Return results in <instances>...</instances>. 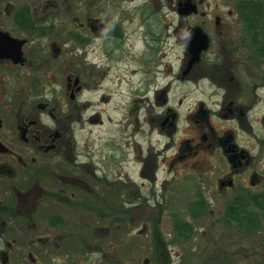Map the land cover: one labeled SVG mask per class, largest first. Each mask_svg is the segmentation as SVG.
<instances>
[{
	"label": "flooded vegetation",
	"instance_id": "obj_1",
	"mask_svg": "<svg viewBox=\"0 0 264 264\" xmlns=\"http://www.w3.org/2000/svg\"><path fill=\"white\" fill-rule=\"evenodd\" d=\"M184 206L204 264H264V0H0V264L171 263Z\"/></svg>",
	"mask_w": 264,
	"mask_h": 264
},
{
	"label": "rangeland",
	"instance_id": "obj_2",
	"mask_svg": "<svg viewBox=\"0 0 264 264\" xmlns=\"http://www.w3.org/2000/svg\"><path fill=\"white\" fill-rule=\"evenodd\" d=\"M66 8V6H65ZM89 10V5H86L85 3L81 5V13L82 15H86L88 14ZM65 16H67V18L65 19V23H69L71 21H69V14L68 12H65ZM99 42V41H97ZM66 49V57H65V61L66 62H70L74 60V53H73V43L72 42H68V44L65 47ZM99 51V50H97ZM173 57V55H172ZM129 63H131L129 61ZM130 67V69L133 68V66L131 64H127L126 62H122L119 65L114 64L112 70L109 72L107 68L106 69V78L104 80L105 84H107V86L111 87L113 93L110 94V103L106 106V112L109 113L111 115V117L113 118V130L115 132V139H117V134L116 131L121 127L120 126V122H121V118H122V110L121 108H123L124 106H126L127 104H132V99L129 98L127 96V90L125 88V81L127 78V74H126V70L127 68ZM101 68V67H100ZM87 71H90V67L86 68ZM97 71H99L100 76L102 75V71L103 69H97ZM164 71V69H163ZM167 71H165L161 77L162 80L165 79ZM109 74V75H108ZM134 79V78H133ZM107 98L108 95H107ZM196 98H198V96H194L192 98V100L194 101ZM132 142V141H131ZM133 143V142H132ZM137 160H129V174H130V178L135 181L138 185L141 182H144L142 179H139V174H138V166H137ZM146 184L145 186V191L147 188H149L150 183L148 181L144 182ZM185 188H191L190 186H185ZM188 198H185V202ZM160 200V199H159ZM171 197H168V202L170 203ZM176 204V203H173ZM178 205V204H177ZM191 216V212H188L186 207H179L178 209H168V212L165 213V219L163 221V224L161 226V229L163 231V236H170L168 237V240L170 241L171 239H173L175 237L174 231L172 230L173 228V222H171L170 219H172L174 217L175 220H179L178 222L181 224L185 223V221H190L192 224H194L195 227L199 228L198 230H195L194 232V236L198 237V240L194 241L191 240V242H181L179 240L176 241V243L174 242L173 244L169 245V248L171 251L173 252H183L184 255L179 258V256L177 255H173L174 259L172 260V262H164V260H162V264H204L203 262H205L204 260L207 259V255H204V250L203 247L205 240H203V237L201 235L202 232V228H201V223H195L194 221H191L192 219L190 218ZM209 216V214H208ZM181 221V222H180ZM194 222V223H193ZM151 236L152 234L149 235V239H146V242L151 241ZM175 239V238H174ZM181 239V238H180ZM144 240V239H143ZM115 249V253H119V254H123V252H125L122 244H115L114 245ZM132 247H130V255L127 258H123V257H117L116 260L114 261V264L119 263V264H155L154 260H153V255L150 253V251L152 250V243L148 244L146 243L143 247V250L140 249H133L132 251ZM131 252L133 253V256L131 254ZM149 260V261H148ZM146 261H148L146 263ZM214 262H211V264H213Z\"/></svg>",
	"mask_w": 264,
	"mask_h": 264
},
{
	"label": "trees",
	"instance_id": "obj_3",
	"mask_svg": "<svg viewBox=\"0 0 264 264\" xmlns=\"http://www.w3.org/2000/svg\"><path fill=\"white\" fill-rule=\"evenodd\" d=\"M176 230H177V234L180 237H185L186 236V233H187V230H189V228L186 226V223H184V224H177Z\"/></svg>",
	"mask_w": 264,
	"mask_h": 264
}]
</instances>
